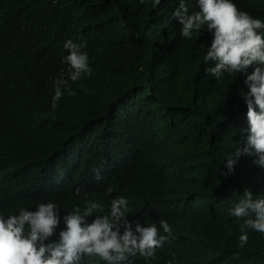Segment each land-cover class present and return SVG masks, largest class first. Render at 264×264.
Masks as SVG:
<instances>
[{
	"label": "trees",
	"instance_id": "16d2710c",
	"mask_svg": "<svg viewBox=\"0 0 264 264\" xmlns=\"http://www.w3.org/2000/svg\"><path fill=\"white\" fill-rule=\"evenodd\" d=\"M174 1L0 0V206L105 208L124 196L133 227H172L155 257L126 264H264V233L245 229L239 247L247 218L231 214L245 190L264 198V167L242 154L226 175L244 146L250 89L238 76L203 77V44L178 33ZM235 1L264 21V0ZM71 38L87 41L95 73L69 80L75 95L64 92L53 119Z\"/></svg>",
	"mask_w": 264,
	"mask_h": 264
},
{
	"label": "clouds",
	"instance_id": "9594fccd",
	"mask_svg": "<svg viewBox=\"0 0 264 264\" xmlns=\"http://www.w3.org/2000/svg\"><path fill=\"white\" fill-rule=\"evenodd\" d=\"M160 3L153 0V8ZM169 17L182 38H197L196 42L203 44L207 65L203 77L219 83L234 81L238 76L250 89L242 94L249 121L243 130L244 146L228 157L226 175L233 173L242 154L255 155L254 163L264 167V33L257 31L264 29V21L251 16L235 0H175ZM77 39L63 45L69 53L64 60L69 66L68 79L62 71L53 80V112L48 114L53 119L64 92L75 95L69 80L82 81L95 73L87 53L81 51L87 41L76 43ZM107 191L110 194L112 189ZM76 195H80V189ZM68 201H37L19 211L0 206V264H126L137 255L155 257L156 250L172 234L166 219L159 221V228L155 223L145 226L139 222L133 227L128 220L132 207L124 196L112 199L105 208L91 199L79 204ZM231 214L247 218L239 247L248 242L245 229L264 233V198L245 190ZM160 228L168 235H160Z\"/></svg>",
	"mask_w": 264,
	"mask_h": 264
}]
</instances>
